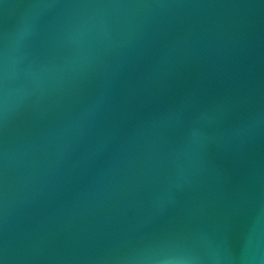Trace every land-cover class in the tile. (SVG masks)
<instances>
[{"label": "water", "instance_id": "95a60500", "mask_svg": "<svg viewBox=\"0 0 264 264\" xmlns=\"http://www.w3.org/2000/svg\"><path fill=\"white\" fill-rule=\"evenodd\" d=\"M0 264H264V0H0Z\"/></svg>", "mask_w": 264, "mask_h": 264}]
</instances>
